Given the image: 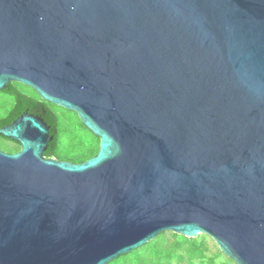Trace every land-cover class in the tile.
I'll return each mask as SVG.
<instances>
[{
	"label": "water",
	"instance_id": "95a60500",
	"mask_svg": "<svg viewBox=\"0 0 264 264\" xmlns=\"http://www.w3.org/2000/svg\"><path fill=\"white\" fill-rule=\"evenodd\" d=\"M71 110L82 161L0 127V264H107L165 231L264 264V0H0V91Z\"/></svg>",
	"mask_w": 264,
	"mask_h": 264
},
{
	"label": "rangeland",
	"instance_id": "374dc122",
	"mask_svg": "<svg viewBox=\"0 0 264 264\" xmlns=\"http://www.w3.org/2000/svg\"><path fill=\"white\" fill-rule=\"evenodd\" d=\"M13 84L28 94H35V91L27 85L17 84V82H13ZM11 102V96L0 92V113H2V104L5 109ZM55 109L59 115L62 131L59 150L66 158L76 155L92 137L84 129L75 112L58 106ZM0 142L8 146L11 145V143L3 142L1 139ZM0 149L3 147L1 146ZM160 247L172 253L171 258H168V264H235L232 259L221 252L218 245L208 235L198 234L195 239H191L171 231L162 232L152 241L120 255L107 264H133L139 259L148 260L156 256L153 253ZM154 261L156 260L151 259V264H154ZM161 263L166 264L167 262L164 260Z\"/></svg>",
	"mask_w": 264,
	"mask_h": 264
},
{
	"label": "trees",
	"instance_id": "16d2710c",
	"mask_svg": "<svg viewBox=\"0 0 264 264\" xmlns=\"http://www.w3.org/2000/svg\"><path fill=\"white\" fill-rule=\"evenodd\" d=\"M0 92L8 94L12 97V102L8 105L6 104L7 106L5 107V109L3 107V104L1 106L2 113H0V127L9 124L17 116L25 111L43 118L44 121L50 126V134L53 135V140L48 143V147L43 153L45 157H55L57 159L69 160L72 162H82L97 153L99 147V138L93 135V133H91L83 125L84 129H86L88 134L92 137L91 140L87 144H84L81 151L76 155H71L67 158L64 157L59 150V140L62 131L60 128L59 115L57 113V110L55 109L57 108V106L42 100L36 92L35 94H28L24 92L23 90H21V88L15 86L13 82H10L7 85L6 89ZM0 139L3 142L11 143V145L8 146L0 142V145L3 147L2 150H5L7 152H16L20 149V145L18 142L5 138L1 135ZM153 254L156 256H153L148 260L139 259L138 262H134L133 264H151V259L156 260L154 261V264H162L161 262H163L164 260H166V264H168V258H171L172 256L171 252H168L161 247L159 249H156Z\"/></svg>",
	"mask_w": 264,
	"mask_h": 264
}]
</instances>
